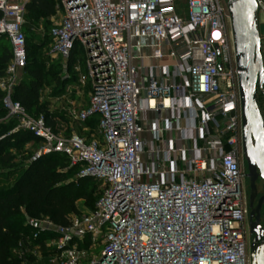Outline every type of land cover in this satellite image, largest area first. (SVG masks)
Instances as JSON below:
<instances>
[{
    "label": "built area",
    "instance_id": "built-area-1",
    "mask_svg": "<svg viewBox=\"0 0 264 264\" xmlns=\"http://www.w3.org/2000/svg\"><path fill=\"white\" fill-rule=\"evenodd\" d=\"M29 1L0 0V37L11 46L0 78L4 119L38 140L30 162L61 155L78 168L75 179L99 184L92 211L71 215L64 225L27 220L32 239L49 238L48 263L251 264L226 3L57 0L60 19L49 31V53L66 62L75 48L82 52L78 80L89 86L88 101L73 119L82 124L96 116V134L87 138L55 131L43 114L28 113L11 97L27 63L22 27ZM256 3L264 13V0ZM141 39L151 40L153 61L143 71L135 65L143 58L135 44ZM63 72L69 78L67 64ZM151 110L171 111L150 129L160 147L144 137L149 129L141 115Z\"/></svg>",
    "mask_w": 264,
    "mask_h": 264
},
{
    "label": "trees",
    "instance_id": "trees-1",
    "mask_svg": "<svg viewBox=\"0 0 264 264\" xmlns=\"http://www.w3.org/2000/svg\"><path fill=\"white\" fill-rule=\"evenodd\" d=\"M53 1L30 0L25 6V10L39 12L40 16L46 20L47 17L55 13L57 0ZM47 22L48 20H46L45 28L48 29V43L45 45V48L49 50L51 42L49 31L52 25H48ZM22 29L26 38L27 52V63L23 71L27 73V80L21 79L13 87L11 97L13 100L19 102L28 113L35 116L43 114L47 124L55 131H58L55 118L49 117L47 114V103H38L40 98L39 92L44 80V71L42 67L38 68L31 67L34 65H28L29 53L27 51L28 42L25 14ZM10 58V43L6 37L1 36L0 78L5 76V68ZM72 61L73 56L71 55L68 60L69 71H71ZM60 67L61 63L59 61H56L52 65V68L55 70L60 69ZM73 74L72 72V77H74ZM66 80L61 78L60 81L64 82ZM3 96L4 93L0 91V119H3L0 121V127L9 121H15L13 118L4 119L6 113L1 102ZM259 96L261 94H258V101H260ZM262 100L264 101V98ZM89 119L82 124L87 125ZM85 128H88L89 131L86 135L87 138L91 136L90 132L96 134V128L91 129L89 126ZM70 132L71 130L65 134H69ZM17 135L28 138L32 141L35 148L37 147L38 140L24 130L1 138L0 167L14 166L13 157H11L10 152H1V147L16 140ZM77 172V167L68 166L66 157L57 154L46 155L30 162L11 185L0 188V264L30 263L32 259H28L29 257L25 249L36 245L44 249L45 244L40 240L41 238L32 239L30 237L31 231L27 224L29 218H47L54 224L64 225L68 222V218L71 215L80 214L76 206L78 199L90 201L86 213L93 210L94 203L99 197V184L89 177L75 179Z\"/></svg>",
    "mask_w": 264,
    "mask_h": 264
},
{
    "label": "rangeland",
    "instance_id": "rangeland-1",
    "mask_svg": "<svg viewBox=\"0 0 264 264\" xmlns=\"http://www.w3.org/2000/svg\"><path fill=\"white\" fill-rule=\"evenodd\" d=\"M227 0H221V3H226ZM52 2H54L52 0ZM179 3L183 7L186 3V0H179ZM57 6L55 4V21L58 19L60 14L57 12ZM25 21H26V37H27V51L29 53V61L28 65H34L31 67H42L44 71V80L42 83L41 90L39 92L40 98L38 103L46 104V110L49 117L55 118L56 120V128L61 133L69 132V130L81 133L83 135L88 134V130H84L85 127L96 128L95 117L89 119L87 125L78 123L73 119L74 113L79 112L87 102V92L89 91V87L82 86L78 79L77 73H74V77L68 78L66 81L61 82V78L64 76L63 65L60 69L55 70L52 68V65L56 61H61L58 58L53 57L49 50H46L45 45L48 43V29L45 28L46 20L40 16L39 12L25 10ZM48 25L51 26L52 22L48 21ZM258 29L259 35L262 40V58L264 64V13L258 14ZM150 51L149 47H146L144 50L145 54L148 55ZM73 60L74 64H78L81 68V71L84 72V62L81 58L82 52L79 48H75L73 51ZM72 72V71H71ZM21 79L27 80V73L23 70L18 74V82ZM259 94V93H258ZM263 96H259V102L262 114L264 116V101L262 100ZM15 120V119H14ZM20 131H23L18 127V123L15 120L14 122L9 121L8 123L2 125L0 127V139L4 138L9 134H17ZM94 133V132H93ZM90 132V134H93ZM2 151H9L11 157H13L14 166L13 167H0V188L11 185L15 179L20 175L21 171H23L28 164L30 163V159L32 155L35 153L36 148L32 141L26 137H22L20 135L16 136V140L10 142V144H5L1 147ZM241 173H247L246 162L243 157L241 159ZM256 186L261 195L264 191V183L261 179L256 180ZM243 193L249 190V180L246 177H243L242 181ZM90 205V201L87 199H78L76 201V206L79 209L80 214L86 213L88 211V206ZM46 219V218H39ZM261 226L264 228V206L262 209V220ZM249 231L247 230V252H249L250 238ZM44 243H48V236L45 234L41 237ZM84 248H86L84 246ZM99 249H95L93 251L94 254H98ZM28 259L31 260V264H39L42 261L47 262V255L52 252V248L45 246L44 249L40 252V250H35V248L25 249ZM40 255L45 256V259L40 260ZM88 256V254H87Z\"/></svg>",
    "mask_w": 264,
    "mask_h": 264
},
{
    "label": "water",
    "instance_id": "water-1",
    "mask_svg": "<svg viewBox=\"0 0 264 264\" xmlns=\"http://www.w3.org/2000/svg\"><path fill=\"white\" fill-rule=\"evenodd\" d=\"M234 44L241 108L242 153L249 180L248 231L251 235L249 252L251 264H264V228L260 210L264 191L253 206L257 191L256 180L264 183V117L258 101V90L263 88L264 64L262 43L258 29L256 0H227Z\"/></svg>",
    "mask_w": 264,
    "mask_h": 264
},
{
    "label": "crops",
    "instance_id": "crops-1",
    "mask_svg": "<svg viewBox=\"0 0 264 264\" xmlns=\"http://www.w3.org/2000/svg\"><path fill=\"white\" fill-rule=\"evenodd\" d=\"M59 19H60V16L58 17V19L55 21V16L54 15H51V16H49V17H47L46 18V20H48V21H50V22H52V24L51 25H53L54 23H56V22H58L59 21ZM135 44H140L142 47H140V48H138V49H136V52L138 53V54H140V55H142V57L143 58H140V59H138V60H135V65H137V67L141 70V71H143L144 70V68L146 67V66H149V65H151L152 63H153V61L151 60V59H149L148 57H149V55L151 54V51H152V49L150 48V44H151V40L150 39H141V40H137V41H135ZM146 47H149L150 48V51H149V54L148 55H146L145 54V52H144V50L146 49ZM69 60V59H68ZM60 63H61V66H62V64L64 63V65L65 64H67V73L69 74V79H70V75H71V73L73 72V73H77V74H79L80 72H82L81 71V68H80V66L77 64H74V60L72 61V65H71V71H69V68H68V61H59ZM63 65V66H64ZM20 72V71H19ZM68 79V78H67ZM77 79H78V75H77ZM79 81V80H78ZM80 83V82H79ZM81 84V83H80ZM142 84L144 85L145 84V81L144 80H142ZM82 85V84H81ZM82 86H87V87H89L88 86V84H85V85H82ZM88 93V92H87ZM87 101H88V94H87ZM86 104H87V102H86ZM165 116H167V117H170L171 116V111H154V110H151V111H146V112H144V113H142V115H141V117H142V119H143V123H144V125H145V127L147 128V129H149V130H147V132L144 134V137H145V139L146 140H148V141H150L151 142V144L153 145V146H155V147H160V146H162V142H161V140H155L154 138H153V133H152V131L150 130L153 126H156L157 125V121H160V118L161 117H165ZM182 121H180L179 123H181ZM183 123V122H182ZM86 129H88V128H84V130H86ZM87 132H89V131H87ZM150 145V144H149ZM145 157V161L146 160H148L147 159V157L146 156H144ZM45 244V246H46V243H44ZM32 248H35V250H40V252L42 251V249H41V247L40 246H38V245H36V246H34V247H32ZM49 255H51V254H48L47 255V262H44V261H42L41 263H44V264H50V263H48V259H49ZM45 256H43V255H40V260H42V259H45L44 258Z\"/></svg>",
    "mask_w": 264,
    "mask_h": 264
},
{
    "label": "flooded vegetation",
    "instance_id": "flooded-vegetation-1",
    "mask_svg": "<svg viewBox=\"0 0 264 264\" xmlns=\"http://www.w3.org/2000/svg\"><path fill=\"white\" fill-rule=\"evenodd\" d=\"M261 50H262V49H261ZM246 174H247V173H244V174L242 175V180H243V177H246V178H247ZM256 188H257V186H256ZM249 194H250L249 190H247V191L244 193V200H245L246 204L248 205V207H249ZM259 196H260V194H259V191H258V189H257L256 194H255V197H254V200H253V206L256 205V203H257V199H258ZM263 206H264V204L262 205L261 210H260V223H261V220H262V209H263ZM249 212H250V209H249ZM248 219H249V215H248ZM248 238H250V240H251V238H252L251 235H249Z\"/></svg>",
    "mask_w": 264,
    "mask_h": 264
}]
</instances>
